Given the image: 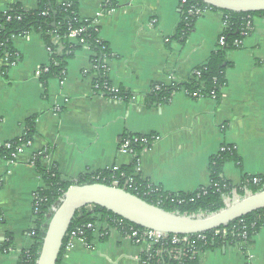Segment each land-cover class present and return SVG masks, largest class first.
Instances as JSON below:
<instances>
[{
	"label": "crops",
	"instance_id": "1",
	"mask_svg": "<svg viewBox=\"0 0 264 264\" xmlns=\"http://www.w3.org/2000/svg\"><path fill=\"white\" fill-rule=\"evenodd\" d=\"M14 4L32 11L37 2L0 0V11ZM77 15L96 19L98 38L111 54L108 81L130 98L118 101L95 91L93 53L84 47L66 61L62 79L44 86L39 75L49 64V51L41 36L31 32L12 38L17 61L0 76V147L20 138L32 117L36 134L14 159L0 157V264H18L32 247V197L44 187L33 165L36 156L61 180L73 182L107 168L129 167L133 157L121 149L123 135L155 136L136 171L164 193L206 188L209 159L223 147L234 149L241 165L225 164L224 181L238 186L246 177L264 180L263 17H253L240 47L226 52L229 67L219 102L194 100L181 89L168 103L149 108L146 97L153 85L184 83L207 62L225 29L223 13L197 17L184 44L173 40L182 18L180 0H80ZM143 254L130 239L99 230L91 234L89 247L75 242L60 264H141ZM196 264H264V223L248 244L204 251Z\"/></svg>",
	"mask_w": 264,
	"mask_h": 264
},
{
	"label": "trees",
	"instance_id": "2",
	"mask_svg": "<svg viewBox=\"0 0 264 264\" xmlns=\"http://www.w3.org/2000/svg\"><path fill=\"white\" fill-rule=\"evenodd\" d=\"M36 2V9L32 11L24 10L19 4L10 5L4 11H0V61L6 60L9 64L17 61L15 51L11 45L13 37H24L31 32L39 34L49 51V64L46 68H43L46 71H42L39 75L41 83L45 86L50 79L63 78L66 61L76 51L82 49V46L78 44H71L68 35L73 30H82L78 40L82 39L87 43L93 53L91 65L96 75L93 88L95 91H100L112 99L128 101L130 98L129 94L122 90H113L108 81L104 61L111 58L110 51L98 38V30L92 27V21L81 20L78 17L80 0H69L62 4H59L56 0H36ZM190 8L222 12L210 8L197 0H187V4L182 7L181 22L177 26L176 34L173 37V40L178 41L180 44L185 43L193 31L194 22L197 19L195 16L187 14V10ZM222 13L225 22V29L221 34L224 46L218 48L217 45L216 50L210 54L207 62L195 68L186 82L175 84L171 87L153 85L150 94L146 97L147 107L152 108L168 103L172 96L181 89L189 98L194 100L210 98L220 101L221 91L226 85L225 72L229 67L225 57L226 52L240 47L244 36L250 33V23L253 17L264 18V12L254 14ZM53 39H57V43H54ZM60 48L62 49L59 50ZM6 71V66L1 67L0 76H5ZM22 128L24 136L7 142L0 147L1 158L12 160L11 156L13 154L17 153L27 142L33 140L36 134L35 118L27 119ZM156 139L155 136L123 135L119 144L130 142L128 150L133 157L131 165L127 168H122L119 172L104 171L83 175L75 183L61 180L57 170L44 168L40 164L41 156H36L33 160V165L37 173L41 175L44 187L39 191L40 202L36 207V212L33 214V229L29 232L32 247L21 254L18 264L36 263L53 212L60 205L66 190L74 185L99 183L113 186V181L116 180L118 188H122L124 180L129 179L134 187V190H126L130 194L165 212L187 217H206L247 196L264 190L263 181L259 185L251 184L250 179L252 177L244 178L238 186H233L222 179L225 164L233 162L238 167L241 166L234 149L223 147L217 155L209 159V185L206 188L187 194L164 193L143 181L136 171L140 154L144 150L149 149ZM134 140L137 141L134 142ZM120 173L124 175V178L120 176ZM243 188L248 190L249 193L245 194L244 190H242ZM233 194L234 196H232ZM224 198L227 199L226 202ZM95 223H107L113 227L118 226V229L124 235L128 234L130 229L142 230L104 209L93 207L92 209L83 208L75 214L68 235L78 229H83L87 224ZM263 223L264 210L249 214L226 227L202 234L206 237V242H197L195 245L196 250L202 253L222 247L225 244L241 245V243L245 244L246 242L248 244L258 234ZM215 232H219V235L214 236ZM241 233L246 234L245 240L240 237ZM90 238L91 231H86L84 240L88 242ZM67 242L68 236L63 241L57 264H60L62 260ZM167 248L171 249L169 246ZM158 260L161 264H196L197 257L194 260L182 258L181 262H178L174 261L168 253H165Z\"/></svg>",
	"mask_w": 264,
	"mask_h": 264
},
{
	"label": "water",
	"instance_id": "3",
	"mask_svg": "<svg viewBox=\"0 0 264 264\" xmlns=\"http://www.w3.org/2000/svg\"><path fill=\"white\" fill-rule=\"evenodd\" d=\"M222 12L254 14L264 12V0H197ZM97 207L147 231L174 236L198 235L226 227L249 214L264 210V190L247 196L206 217H187L146 203L129 192L99 183L69 187L48 223L35 264H57L63 241L75 214Z\"/></svg>",
	"mask_w": 264,
	"mask_h": 264
},
{
	"label": "built area",
	"instance_id": "4",
	"mask_svg": "<svg viewBox=\"0 0 264 264\" xmlns=\"http://www.w3.org/2000/svg\"><path fill=\"white\" fill-rule=\"evenodd\" d=\"M181 6H185L187 4V0H180ZM206 11H211L210 9H199V8H190L187 10V14L189 16H195L200 17L204 12ZM225 26V22H224ZM92 27L97 30V23L96 19L92 21ZM82 30H73L69 33L68 39L71 42H74L75 44H78L82 46V48H88L89 46L87 43H85L82 39L78 40V37ZM218 48L223 47V38L222 36L219 37V40L217 42ZM107 60L104 61V64L106 66ZM13 64L7 63L6 60L0 61V68L3 66H12ZM107 69V67H106ZM46 71V70H41ZM40 74V72H39ZM38 74V75H39ZM114 90V89H113ZM118 100V99H114ZM120 101V100H118ZM24 136V133L21 135ZM137 140H134L136 142ZM130 142H125L124 144L120 145L121 149L129 154L130 151L128 150ZM31 146L30 142H27L25 145L21 147V149L13 154L11 156L12 159H14L18 154H20L22 151L25 149L29 148ZM119 172L120 169L117 167L114 168H107L101 172ZM120 176L124 178V175L120 173ZM264 182L263 179L259 177H252L250 179V182L252 185H259L260 183ZM76 180L73 181L75 183ZM113 186L118 188V182L116 180L113 181ZM43 189V188H42ZM40 189V190H42ZM123 190H134L132 181L129 179H125L124 183L122 184ZM39 190V191H40ZM245 194H248V190L243 188ZM39 191L35 192L32 197V202H33V214L36 212V207L40 202L39 199ZM234 196V194L232 195ZM235 198V197H234ZM224 201L226 202V198H224ZM93 207H88L87 209H92ZM84 229V230H83ZM83 229H78L68 235H66V238L68 236V242L65 247V252L71 250L74 247L75 242H81L83 243L86 247H89V241L84 240L85 232L86 231H91V234L97 233V231H101V234L103 233L104 236L107 235V232H116L128 239H130L133 244H135L137 247H141L143 249V257L141 259V264H161L158 260L160 256H162L165 253H168V255L171 256V258L174 261L181 262L182 258L188 259V260H194L195 257L198 256L199 252L196 250V243L201 242L204 243L206 242V237L203 236L202 234L198 235H186V236H174V235H168V234H163L159 232H153V231H147V230H136V229H130L129 233L124 235L120 232V230L117 227H113L108 225L107 223H95V224H87ZM219 232H215L214 236H218ZM240 237L245 240L246 234L241 233ZM167 246L171 247V249H168ZM145 257V258H144Z\"/></svg>",
	"mask_w": 264,
	"mask_h": 264
},
{
	"label": "rangeland",
	"instance_id": "5",
	"mask_svg": "<svg viewBox=\"0 0 264 264\" xmlns=\"http://www.w3.org/2000/svg\"><path fill=\"white\" fill-rule=\"evenodd\" d=\"M233 200H235V199H233ZM226 201H227V199H226Z\"/></svg>",
	"mask_w": 264,
	"mask_h": 264
}]
</instances>
